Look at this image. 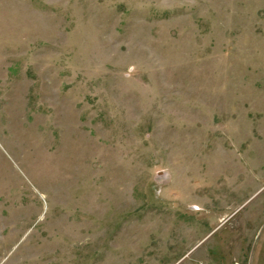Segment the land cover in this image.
I'll list each match as a JSON object with an SVG mask.
<instances>
[{
    "label": "rangeland",
    "instance_id": "374dc122",
    "mask_svg": "<svg viewBox=\"0 0 264 264\" xmlns=\"http://www.w3.org/2000/svg\"><path fill=\"white\" fill-rule=\"evenodd\" d=\"M0 264H264V0H0Z\"/></svg>",
    "mask_w": 264,
    "mask_h": 264
}]
</instances>
